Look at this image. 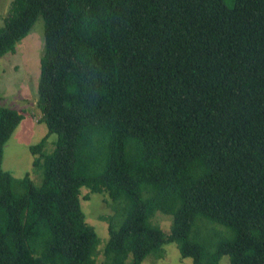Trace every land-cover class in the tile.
I'll use <instances>...</instances> for the list:
<instances>
[{
    "label": "trees",
    "instance_id": "1",
    "mask_svg": "<svg viewBox=\"0 0 264 264\" xmlns=\"http://www.w3.org/2000/svg\"><path fill=\"white\" fill-rule=\"evenodd\" d=\"M39 18L42 182L2 169L23 116L0 106V264H97L84 188L115 211L103 264L170 243L193 264H264V0H12L0 59Z\"/></svg>",
    "mask_w": 264,
    "mask_h": 264
},
{
    "label": "rangeland",
    "instance_id": "2",
    "mask_svg": "<svg viewBox=\"0 0 264 264\" xmlns=\"http://www.w3.org/2000/svg\"><path fill=\"white\" fill-rule=\"evenodd\" d=\"M12 0H0V29L9 13ZM45 23L39 18L29 34L16 46L14 54L8 53L0 59V106L16 110L23 116V120L15 129L11 138L4 146L2 169L15 178H22L27 173L36 185L42 182V174L36 173L30 147L38 144L47 134L45 123L41 122V111L38 108V82L40 80V60L44 53ZM57 135H50L47 139L45 152L50 154L55 149ZM38 156V155H37ZM82 189V209L86 214L87 222L95 227L99 238V252L96 257L97 264H103L102 248L109 239L108 224L103 221L105 216L113 215L112 202L106 195H90ZM90 199H85L86 195ZM153 224L159 225L168 231L172 224V217L157 213ZM163 259L147 258L142 264H193L191 258H183L175 243L164 246ZM132 255H129L125 264H132ZM229 257H223L220 264H229Z\"/></svg>",
    "mask_w": 264,
    "mask_h": 264
}]
</instances>
